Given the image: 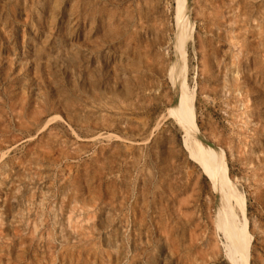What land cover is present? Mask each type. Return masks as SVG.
I'll use <instances>...</instances> for the list:
<instances>
[{"label": "rangeland", "instance_id": "1", "mask_svg": "<svg viewBox=\"0 0 264 264\" xmlns=\"http://www.w3.org/2000/svg\"><path fill=\"white\" fill-rule=\"evenodd\" d=\"M188 4L198 134L264 264V0ZM174 6L0 0V264H234L173 111Z\"/></svg>", "mask_w": 264, "mask_h": 264}, {"label": "bare ground", "instance_id": "2", "mask_svg": "<svg viewBox=\"0 0 264 264\" xmlns=\"http://www.w3.org/2000/svg\"><path fill=\"white\" fill-rule=\"evenodd\" d=\"M174 4L177 32L174 35V54L168 71L169 81L175 91L173 111L183 132L184 147L189 158L200 166L217 195L215 212L220 230L228 241L229 256L234 264H247V220L244 203L229 181L227 165L220 149L205 143L199 137L193 103L186 83L185 51L193 30V22L189 18L188 0H174Z\"/></svg>", "mask_w": 264, "mask_h": 264}]
</instances>
